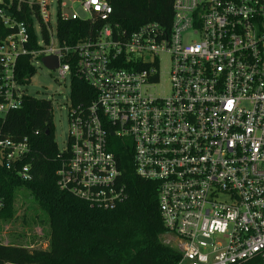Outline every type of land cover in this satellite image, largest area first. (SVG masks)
I'll return each instance as SVG.
<instances>
[{"label": "built area", "instance_id": "2783aa9c", "mask_svg": "<svg viewBox=\"0 0 264 264\" xmlns=\"http://www.w3.org/2000/svg\"><path fill=\"white\" fill-rule=\"evenodd\" d=\"M66 1L87 16L59 18L101 21L94 37L60 43L51 34L50 0L25 1L38 7L46 39L37 19L16 23L0 8L2 25L14 29L0 39V119L28 96L21 86L33 76L17 77L18 57H29L34 71L55 57L49 71L93 91L76 104L69 93L67 140L57 149L61 191L98 209L121 203L111 148L127 139L136 176L157 186L164 234L178 254L172 264H264V0H172L168 26L149 22L132 32L111 20L106 0ZM29 152L27 138L0 131V163L22 180L30 179L29 165H21Z\"/></svg>", "mask_w": 264, "mask_h": 264}, {"label": "trees", "instance_id": "16d2710c", "mask_svg": "<svg viewBox=\"0 0 264 264\" xmlns=\"http://www.w3.org/2000/svg\"><path fill=\"white\" fill-rule=\"evenodd\" d=\"M0 8H8L11 20L29 26L32 17L39 21L40 31L46 39V28L39 18L36 5L31 8L21 0H0ZM11 4L7 7L8 2ZM112 8L111 20L127 32L140 25L155 22L168 26L172 0H106ZM60 0H58L59 8ZM57 12L56 36L60 43L75 45L94 37L102 26L96 20H62ZM14 32L0 21V39ZM32 49L34 36L28 29ZM35 71L29 57H18L17 77L33 76ZM73 104L89 101L93 91L78 78L70 83ZM85 95L87 96L85 98ZM50 103L25 97L21 107L6 113L0 119L4 137L19 141L27 138L30 152L21 165H29L30 179L22 180L0 163V222H9L15 216L16 192L25 190L43 214L47 225L48 248L32 250L20 245L0 244V264H172L178 254L164 244L165 233L158 209L157 186L136 176L129 140H113L111 151L117 158L120 180L125 199L112 209L103 210L90 205L56 185V171L61 165L53 137ZM114 139V138H113ZM65 158V156H64Z\"/></svg>", "mask_w": 264, "mask_h": 264}, {"label": "rangeland", "instance_id": "374dc122", "mask_svg": "<svg viewBox=\"0 0 264 264\" xmlns=\"http://www.w3.org/2000/svg\"><path fill=\"white\" fill-rule=\"evenodd\" d=\"M34 0H28L29 3ZM60 14L70 16L76 13L80 18H85L81 7L77 4H70L66 0H60ZM58 0H50L49 25L51 34L56 33V20L58 12ZM35 31L37 21H33ZM35 74L30 81L21 86V90L29 97L45 100L50 103L53 125L54 142L58 150H62L67 140V113L69 107L70 80L68 75L60 78L57 71H49L41 63L33 64ZM168 61L162 58L160 64L162 88L166 92L168 86ZM15 216L9 222H0V244L20 245L29 247L32 250H46L48 248L47 225L42 222V213L33 204L30 195L25 190L16 192L14 204ZM164 244L171 247L173 239L165 234L161 235Z\"/></svg>", "mask_w": 264, "mask_h": 264}, {"label": "water", "instance_id": "95a60500", "mask_svg": "<svg viewBox=\"0 0 264 264\" xmlns=\"http://www.w3.org/2000/svg\"><path fill=\"white\" fill-rule=\"evenodd\" d=\"M4 14L6 16H10V13L8 11H5ZM42 65L49 70H53L57 67V59L55 57H44L42 60Z\"/></svg>", "mask_w": 264, "mask_h": 264}]
</instances>
